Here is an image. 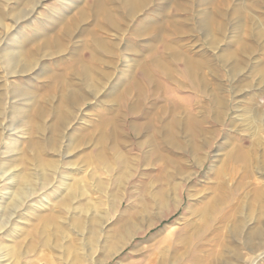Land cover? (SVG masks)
Segmentation results:
<instances>
[{
	"label": "rangeland",
	"instance_id": "374dc122",
	"mask_svg": "<svg viewBox=\"0 0 264 264\" xmlns=\"http://www.w3.org/2000/svg\"><path fill=\"white\" fill-rule=\"evenodd\" d=\"M222 1L150 0L133 18L117 1L115 16L127 21L117 31L105 28L94 0H0V264H264V247L242 245L264 217V0ZM81 13L69 50L116 71L61 137L60 94L50 86L72 65L69 50L42 54L28 73L9 71L7 57L62 35ZM144 23L151 36L141 34ZM35 105L46 112L43 135L31 124ZM240 147L251 149L248 169L236 159ZM130 220L137 232L122 239ZM236 221H248L241 238L228 230Z\"/></svg>",
	"mask_w": 264,
	"mask_h": 264
},
{
	"label": "bare ground",
	"instance_id": "6f19581e",
	"mask_svg": "<svg viewBox=\"0 0 264 264\" xmlns=\"http://www.w3.org/2000/svg\"><path fill=\"white\" fill-rule=\"evenodd\" d=\"M27 1H30L33 5H35V3L37 2V0H27ZM117 1H121V3H120L121 5L118 8L121 11H123V14L129 16V18H133L139 12L141 13L144 9L147 8V6L149 5V1L150 0H94L93 4L91 5V8L94 9L97 12V15H99L100 20H102V23L105 26V28L106 29L110 28V29H114V30H117V31H122L123 27L127 26V21H126L125 17H123V20H122V18H120L121 20H119V18H117L115 16V13L119 9L117 7H112V5L117 4L118 3ZM183 1H185V0H183ZM180 2H181V0H180ZM221 4L224 7L225 6L228 7L229 0H223ZM198 5H200V1H199ZM176 7L179 10H181V11H185L186 10L184 8V4H181V3H177ZM89 9H87V10H89ZM1 14H3V12ZM5 16H6V14H5ZM78 17L79 18L76 21L73 20L72 25L66 26V28L64 30L65 32L64 33L62 32L63 33L62 35H60V36L58 35L57 37L51 38V39H49V37H48L44 44L38 45V43H37V45H35L34 48L32 47V49H25V48L22 47V50L20 52H18V53H14L13 52V53L8 54L7 67L6 68H8L9 71H12L15 74L16 73H28V72L33 71V69L37 65V61L41 60L40 58H41L42 54L44 55L46 53V54H49L50 57H51L54 54L55 55H59V54H63V53L68 52L69 46L65 42L69 43L70 38L73 35L76 27H78V24L82 21V19L85 20L87 16H85V13L84 14L81 13V14L78 15ZM79 26H80V24H79ZM211 26L213 28H216L218 30V32H219V30L223 31V29L225 28L224 27L225 25H222L221 23H219L216 20H213L211 22ZM140 29L143 30V32L141 33L143 36H151L152 35L151 26L150 25L144 23L143 26L141 28H139V30ZM139 30H137V31L135 30V33H133V34H135L136 36L139 35L138 34ZM139 36H141V35H139ZM215 41L218 42L219 39L216 38ZM33 42H37V41H33ZM94 42L97 44L98 48L99 47H103L102 42L98 38L95 37L94 38ZM212 42L214 43V40H212ZM113 48L117 49V47H115V45L112 46V49ZM72 50L73 49L69 50L70 54H69L68 57L70 58V60L73 63L68 68L67 72L64 73V74L61 73L62 75L61 74H59V75L56 74L55 75V72H54L52 74V76H51L52 81H57V86L55 87V85H51L50 86V90L54 94L55 93L60 94V102L61 103H60V106H59L60 107L59 108V115L57 116L56 129H55V130H57L59 135H61L62 131L69 124V121H74L75 118H77V115H75V112L76 111L78 112L79 109L81 108V106L84 105L87 102L88 97L91 96V95H97L98 93H100L102 91L103 87H104L105 82L109 78H111V76L114 75L115 71H116V68H111V67H109L107 65H105L106 66L104 68L105 70L101 69L98 66V64H101L102 60L100 58H98L95 54H92V57H91L90 61L89 60L87 61L84 58V56L83 57L81 55L80 56H76L77 55V50H73V51ZM242 50L244 52H248V51H251L252 48H250L249 46H246V47H242ZM107 52H108V50H107ZM114 52L116 53V50ZM248 53H250V52H248ZM117 62H118V60H117ZM155 65H156V68H158L161 71H166L167 70L166 66L161 61H156ZM187 66L188 67L190 66L191 68L194 66V68L196 70L198 68V65L195 66L194 63L191 64L190 61H189ZM16 69L19 70V71H17ZM239 69H240V65H236L234 67L235 73H238ZM13 70H15V71H13ZM67 75L68 76L71 75L72 79L74 78L76 83H74L71 80V78H69ZM137 88H139V86H137ZM27 90H29V89H27ZM13 94H14L13 96H15V97H24V96H26L24 93L17 92L16 90H13ZM4 96H5V93L1 92L0 93V110H2V107H3V104H2L3 100L2 99H3ZM213 99H214V102L219 104V101H218L217 97H214ZM48 104H50V101L48 102ZM219 105H222L221 102H220ZM41 108L42 107H39V106L35 105L34 113H35V116L38 119V121H31V124L34 125V128H35L37 133H39L40 131H42V129H44V128H41V125H40L41 122L40 121L41 120L43 121V118H44L46 112H45V110H43ZM157 119L159 121H162V118H160L159 116L157 117ZM191 129L192 128L189 127V130H190L189 132H191ZM170 131H172V129L170 127L169 128H167V127L164 128V133L166 134L165 136H168L169 138H171L172 134H171ZM40 134H42V133L40 132ZM192 134H193L194 137H196V136L198 137L199 134L201 135V133H197V132H194ZM61 137H62V135H61ZM90 138H91L90 134H87L85 136V138H83V139L90 140ZM55 140H56V137H55ZM85 140L84 141L82 140V142L85 143L86 142ZM102 141H103V137L98 139V146H102ZM202 143H203V140H202ZM250 151H251V149H247L246 150L245 148H242V147L237 148L236 151H235L236 159L239 162H242L244 164V168L245 169H248L249 164L252 162V160H251L252 158L250 156ZM102 156H103V150H100V152L98 154V158L101 160L103 158ZM119 159L122 160V159H125V158H123V156H120ZM52 167H53L52 164L48 165V168H52ZM29 176L30 175H26L25 177H23V182H24V184L26 186L31 184V177H29ZM256 193H258V197L256 196L257 197L256 201L259 202V204H260V201L263 198V196H262L263 191L262 190H260V191L257 190ZM23 194H24V191L20 192V196H22ZM71 197H72V195L70 196V199H71ZM20 198H22V197H20ZM165 200H169V194L168 195L165 194ZM14 206H15V208H17L18 205H14ZM257 208L260 209L259 206ZM238 212L239 213L240 212L243 213V208L238 209L236 213L238 214ZM247 216H249V215H247ZM255 217L257 218V222L258 223H257L256 226H254L253 230H248V236L244 235V234H247L248 221H236V222H234L232 224V228L228 229V230H229L230 234L235 235L237 238H241L244 235V237H246V238L243 240V242H242L243 244L242 245L245 246V247H248L251 250H255L256 251V250L261 249V248L264 247V217H261V216H258V215H256ZM129 224L130 225H128V229H124L123 232L121 230L122 233L119 234V236L120 235L122 236V239H125V238L126 239H131L135 235V232H137L136 225H135V220L134 221L130 220ZM51 238H49V237L46 238L47 240L45 242H47V243H44V245L46 247H49V246H51L52 248L54 247L51 244L53 242ZM38 240H39V238H38ZM35 242L36 243H33V245L30 246V252L31 253L35 252L36 247L41 243L40 240L39 241L35 240ZM224 248H225V250L227 249L225 246H224ZM117 249H118V246H115L111 250V252L115 251ZM227 251H229V250H227ZM210 253H211V255H214L215 254V249L211 250ZM219 256L220 255H218V257ZM174 257H176V254L174 255ZM214 257H217V256H214ZM201 259H202V262L207 263V262H205L204 258H200V260ZM220 259H222L221 256H220ZM215 260H216V258L211 260V261H208L207 264H210L211 262H212L211 264H215L214 263V262H216ZM222 262H223V264H225L224 260H222ZM101 264H103V263H101Z\"/></svg>",
	"mask_w": 264,
	"mask_h": 264
}]
</instances>
